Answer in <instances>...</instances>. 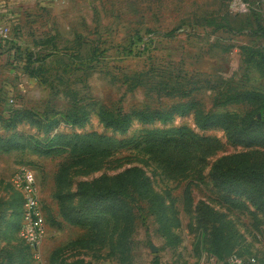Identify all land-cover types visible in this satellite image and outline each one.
<instances>
[{
    "label": "rangeland",
    "instance_id": "obj_1",
    "mask_svg": "<svg viewBox=\"0 0 264 264\" xmlns=\"http://www.w3.org/2000/svg\"><path fill=\"white\" fill-rule=\"evenodd\" d=\"M257 2L0 0L6 40L47 57L35 78L0 51V264H225L233 253L264 264V178L239 177L264 173ZM101 110L117 117L119 132L101 124ZM76 134L109 141L96 169H78L61 188L70 151L28 138L61 145ZM131 167L147 180L130 208L106 194L83 206L75 196L71 211L88 226L61 210L57 192L75 194L80 181ZM23 168L36 173L46 220L38 256L19 234L21 195L11 179ZM212 168L232 169L228 189ZM119 212L129 213V226Z\"/></svg>",
    "mask_w": 264,
    "mask_h": 264
},
{
    "label": "trees",
    "instance_id": "obj_2",
    "mask_svg": "<svg viewBox=\"0 0 264 264\" xmlns=\"http://www.w3.org/2000/svg\"><path fill=\"white\" fill-rule=\"evenodd\" d=\"M258 4V2H257ZM20 32L17 30V33ZM4 50L5 54H8V58L10 59V62L12 61L15 67L19 68V70L31 77L34 76L40 77L43 68L47 66L46 60L47 57H40L39 55L41 53H36L30 49L23 48L21 44L16 43L15 41H0V51ZM46 63V64H45ZM108 114V115H106ZM111 113L104 112V110H101L99 113V119L101 124H103L106 127H111L115 129L117 132L120 131L121 127H118V120L117 117H111ZM147 116V115H146ZM32 119H34V116H32ZM115 120L117 123H113L112 121ZM129 120L130 118H125V121L127 123H124V128H127L129 126ZM83 123V121H81ZM35 123V122H34ZM65 126H72V125H81L80 122L78 124H75L74 122H64ZM71 123V124H70ZM156 132V131H155ZM150 133H153L152 131ZM30 141H35L37 144L40 145L43 148V150H46L48 152L50 151H60L62 148V152L70 151L71 159L70 162H67L65 165L61 167L59 170V179L58 183L61 185V188H67L70 186V183H72V179L74 178V174L78 173V169L80 172L84 171H91L93 169L97 168L98 161L103 159V146L105 141L104 136H97V134H93L91 136H85L81 134L71 135L68 137L61 138V142L63 144L59 145L57 142L59 139H49L44 142H38L35 138H28ZM25 140L23 138H18L17 141ZM1 141V139H0ZM13 140H6L5 143L11 144ZM21 141V144H23ZM113 144H116L115 146L118 148L123 142L121 141H111ZM26 144V143H25ZM147 144V141H146ZM22 146L21 148H24L23 146L27 145H17ZM84 146V147H79ZM92 146V147H89ZM95 148V149H93ZM216 167V166H215ZM229 170L232 169H217L214 170L212 168L211 173L217 178L219 182V186H223L225 188H229L228 181L226 179L228 175ZM237 174H238V169ZM240 171V170H239ZM251 171V169H245L243 172H239V177H251L258 180H261L264 178V173L261 172L259 169L255 170L251 174H245L246 172ZM147 180V176L145 174V171L142 170L139 167H131L125 169L122 173L113 175V176H102L100 178L94 179L92 181H80L77 184V192L73 194L72 191H59L57 192V200L60 202V208L64 212H70L71 213V219L69 217V220L73 224H84L88 226L90 223L82 222L78 218L75 217L77 213H73L72 210V199L73 197H78L80 199V203L82 206L87 203H91L92 201L99 202L98 200L102 199L103 194H106V197H110L113 199L112 204H128V208H130L131 202L128 200H134L132 196L135 194V191L138 189V185L140 183H145ZM145 187V186H144ZM21 195V194H20ZM21 199V214H20V226H19V232L21 228V221H22V196H20ZM42 204V203H41ZM86 209H89L87 207ZM43 210V209H42ZM121 210V209H119ZM122 215V220L127 221V225L130 224V216L128 214H124L123 212H119ZM46 221V220H45ZM126 225V226H127ZM219 233V231L217 230ZM218 237L219 235H215ZM22 240V239H21ZM23 242V241H22ZM92 242V241H91ZM24 243V242H23ZM24 245L32 251L31 248H29L25 243ZM33 252V251H32ZM59 252V251H58ZM58 252L53 254L52 262H55L57 260ZM237 254L241 257L238 253ZM231 254V255H233ZM230 255V256H231ZM229 256V257H230ZM228 257V258H229Z\"/></svg>",
    "mask_w": 264,
    "mask_h": 264
},
{
    "label": "built area",
    "instance_id": "obj_3",
    "mask_svg": "<svg viewBox=\"0 0 264 264\" xmlns=\"http://www.w3.org/2000/svg\"><path fill=\"white\" fill-rule=\"evenodd\" d=\"M264 7V0H258ZM11 31L10 24L0 15V41H7ZM11 185L22 196V221L20 238L38 256L40 246L47 233L46 221L42 210L36 173L29 169H19L11 179ZM225 264H259L256 257L245 259L237 254L231 255Z\"/></svg>",
    "mask_w": 264,
    "mask_h": 264
},
{
    "label": "crops",
    "instance_id": "obj_4",
    "mask_svg": "<svg viewBox=\"0 0 264 264\" xmlns=\"http://www.w3.org/2000/svg\"><path fill=\"white\" fill-rule=\"evenodd\" d=\"M10 63H11V64H13V62H12V61H11ZM13 65H14V64H13ZM14 66H15V65H14Z\"/></svg>",
    "mask_w": 264,
    "mask_h": 264
}]
</instances>
